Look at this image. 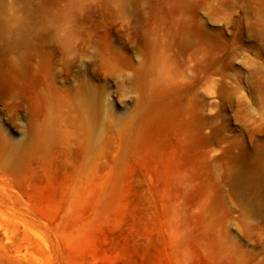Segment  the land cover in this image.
<instances>
[{
	"label": "rangeland",
	"instance_id": "obj_1",
	"mask_svg": "<svg viewBox=\"0 0 264 264\" xmlns=\"http://www.w3.org/2000/svg\"><path fill=\"white\" fill-rule=\"evenodd\" d=\"M0 264H264V0H0Z\"/></svg>",
	"mask_w": 264,
	"mask_h": 264
},
{
	"label": "bare ground",
	"instance_id": "obj_2",
	"mask_svg": "<svg viewBox=\"0 0 264 264\" xmlns=\"http://www.w3.org/2000/svg\"><path fill=\"white\" fill-rule=\"evenodd\" d=\"M13 67L17 68L19 71L24 73L26 76H30L29 74V55L27 53H23L18 57L17 60L11 61L10 63Z\"/></svg>",
	"mask_w": 264,
	"mask_h": 264
}]
</instances>
